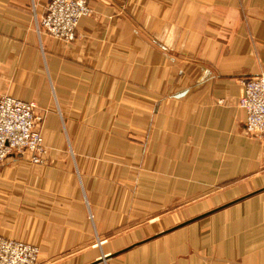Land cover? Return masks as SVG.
I'll return each instance as SVG.
<instances>
[{"label": "crops", "instance_id": "obj_1", "mask_svg": "<svg viewBox=\"0 0 264 264\" xmlns=\"http://www.w3.org/2000/svg\"><path fill=\"white\" fill-rule=\"evenodd\" d=\"M48 1L0 0V95L49 109L53 136L44 166L0 165V238L40 264H264V145L237 106L264 0H84L71 43L36 34ZM198 198L224 202L175 213ZM130 210L191 217L150 235ZM92 232L111 253L81 251Z\"/></svg>", "mask_w": 264, "mask_h": 264}, {"label": "built area", "instance_id": "obj_2", "mask_svg": "<svg viewBox=\"0 0 264 264\" xmlns=\"http://www.w3.org/2000/svg\"><path fill=\"white\" fill-rule=\"evenodd\" d=\"M90 15L84 0H49L39 22L35 19L36 32L69 43L75 39L79 20ZM237 106L245 116L246 136L264 144V74L242 82ZM33 109L29 103L0 96V164L13 152L41 150L42 139L35 130ZM36 253L32 245L0 239V264H37Z\"/></svg>", "mask_w": 264, "mask_h": 264}, {"label": "rangeland", "instance_id": "obj_3", "mask_svg": "<svg viewBox=\"0 0 264 264\" xmlns=\"http://www.w3.org/2000/svg\"><path fill=\"white\" fill-rule=\"evenodd\" d=\"M90 10H91V13H92V9L91 8H90ZM35 19H37V21L39 22L40 18H33V20H32L33 21V27H34L35 32H36ZM36 34H37V32H36ZM43 35L44 34L40 33L38 35V37L43 36ZM69 43H71V42H69ZM0 96H8V97L14 98L16 100H19L21 102L29 103V104L33 105V108H34L33 112H34V116L36 118L35 130L37 131V133L39 134V136L42 139V148H41V150L38 153H31V152L29 153L28 151H22L20 153L13 152L11 155H19V156L22 155L23 157L29 159V162L31 164L37 165V166H40V165L44 166L46 164L45 161L49 158V156H48L49 153H51L50 142L53 139V136L50 135L49 133H47V129L45 127L46 122H47V116H48V113H49V109L42 108L37 103H35L33 101L26 102V101L21 100V99H19L17 97L9 96V95H0ZM46 156H48V157H46ZM34 157L37 159L36 161L34 160L35 159ZM45 157H46V160H45ZM1 164H3V162ZM223 202H224L223 200H217V203H216V201H213L212 199L209 200V199H206V198H198V199H195V200H190V202L188 204L182 206L181 208H177L175 210V213L176 212L177 213L181 212L182 210H184V209H186L188 207H191V206H193L195 204H200V203H205L207 205V209L212 210L216 206H219V205L223 204ZM229 210H232V209H229ZM229 210L224 211L223 213L227 214V215L231 214ZM173 213L174 212L166 213L163 216H161V218H158L156 221H153V218L150 215H147V214H144V213H140V212H132V210H130V215H129V218H131L130 226L136 227L137 230L142 229L144 226H147V232H148V234L151 235V234H154V233L158 232V230L163 228L164 226H166L165 227V229H166V228H169L170 226H173L175 223L176 224L181 223V222H183V221H185V220H187V219H189L191 217V216L188 215L186 217H181V218H179L178 220H175V221H170V220L167 221L168 218L173 215ZM85 216H86V214L84 213L83 217H85ZM121 227L122 226L120 224L119 225L115 224V228L113 230H111V232L109 234H107V237L110 236V235H112L111 237H114L115 235H117V233L119 235L122 234V231H119V229ZM138 232H140V231H138ZM86 235L88 237L86 239L83 238V246H82V250L81 251L88 252V251H90L92 249L93 250H98V252H97L98 257H100L101 255H106L108 253H111L109 251V248L106 247V246L109 245L110 242L107 243V241L105 240L106 239L105 235L104 236L98 235V234L96 235L95 232H92L90 234V236H89V233H86ZM83 236H85V234H83ZM140 239H142V238H140ZM7 240H9V239H7ZM13 241H16V240H13ZM18 242H21V241H18ZM22 243L29 244V243H26V242H22ZM106 244H108V245H106ZM29 245H32V246H34L37 249V253H36L37 261L36 262H37V264H40L41 262H40V258H39V249L33 244H29ZM115 250H117V249H115ZM115 250H111V251H115ZM104 257H107V256H104ZM104 257L102 256L101 258H99V260L104 259ZM101 264H107V262L104 261Z\"/></svg>", "mask_w": 264, "mask_h": 264}, {"label": "water", "instance_id": "obj_4", "mask_svg": "<svg viewBox=\"0 0 264 264\" xmlns=\"http://www.w3.org/2000/svg\"><path fill=\"white\" fill-rule=\"evenodd\" d=\"M228 205H230V204H228ZM226 207V206H225ZM219 209H222V208H219ZM218 209V210H219ZM215 211H217V210H215ZM205 216V215H204ZM201 217H203V216H201ZM197 219V218H196ZM196 219H194V220H196ZM193 221V220H192ZM187 223H189V222H186V223H184V224H182V225H186ZM112 256H107V257H105V259H101V260H98V263H101V262H104V260H107V259H110Z\"/></svg>", "mask_w": 264, "mask_h": 264}]
</instances>
